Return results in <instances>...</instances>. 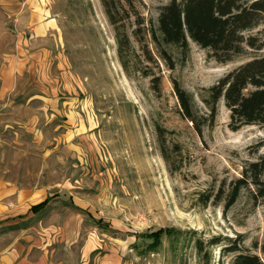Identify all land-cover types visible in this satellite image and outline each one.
Returning <instances> with one entry per match:
<instances>
[{
    "label": "rangeland",
    "instance_id": "1",
    "mask_svg": "<svg viewBox=\"0 0 264 264\" xmlns=\"http://www.w3.org/2000/svg\"><path fill=\"white\" fill-rule=\"evenodd\" d=\"M7 1L3 8L10 14L0 11V21L8 22L0 28V55L12 54L25 38L20 51L28 57V67L30 60L34 66L21 77L18 99L25 105L21 113L26 126L34 133L22 127L18 145L10 129L6 157L14 168L17 148L24 149L26 159L22 151L18 158L34 174L42 154L55 150L45 179L68 182L71 199L90 212L72 201L69 206L85 212L89 235L97 233L108 242L92 254V263L107 254L112 257L107 264H202L195 242L217 236H241L252 250L255 244L264 245V199L255 203L244 190L229 209L225 196L216 202L222 184L227 193L245 163L264 154V146H259L264 132L257 126L231 131L230 112L222 101L214 125L199 135L183 117L174 89L177 81L192 95L198 117L206 116L204 100L210 88L236 67L264 55V50L246 47L222 64L209 50L190 42L186 52L168 48L172 69L149 36L143 44L137 41L133 14H124L120 22L131 41L122 59L115 26L101 0ZM132 1L147 23H156L159 9L170 2ZM21 5L22 13L15 14ZM50 19L56 21L54 29L48 36H36L34 28ZM246 35L264 41V21ZM3 62L1 72L9 63L2 66ZM64 134L69 139L60 141ZM74 135L81 136L70 139ZM99 219L101 224L94 221ZM159 231L163 237L157 249L151 250L140 238L137 242L141 234ZM219 250L213 249L215 261Z\"/></svg>",
    "mask_w": 264,
    "mask_h": 264
},
{
    "label": "trees",
    "instance_id": "2",
    "mask_svg": "<svg viewBox=\"0 0 264 264\" xmlns=\"http://www.w3.org/2000/svg\"><path fill=\"white\" fill-rule=\"evenodd\" d=\"M101 1L110 23L115 26L122 59L124 48L131 46L129 36L124 31L125 25H120L124 14L127 18L131 14L135 17L133 34L137 41L143 44L146 35L149 36L159 56L171 64L168 48L176 47L186 52L190 42L209 50L212 57L222 64L243 54L246 47L264 50V41L246 35L263 23L264 0H170L159 9L156 23L152 20L147 23L132 0ZM139 2L142 3L141 0ZM171 68L174 69L173 64ZM174 89L183 117L192 122L199 135H202L204 127L214 125L222 101L230 112L231 131L257 126L264 132V55L236 67L210 88L209 97L204 100L208 109L206 116L198 117L192 95L182 89L177 81H174ZM263 143L259 146H264ZM225 186L224 182L216 195V202L225 196L226 209L237 202L244 190L250 191L255 203L264 199V154L245 163L240 176L229 183L227 193ZM45 204L47 201L34 209ZM94 221L98 224L102 222L100 219ZM162 237L160 231L148 232L138 236L137 242L140 238L154 250ZM224 242L227 243L223 245ZM216 247H220L218 261H215L213 253ZM253 249L244 246L241 236L235 239L217 236L195 242V250L202 264H264V245L255 244Z\"/></svg>",
    "mask_w": 264,
    "mask_h": 264
},
{
    "label": "crops",
    "instance_id": "3",
    "mask_svg": "<svg viewBox=\"0 0 264 264\" xmlns=\"http://www.w3.org/2000/svg\"><path fill=\"white\" fill-rule=\"evenodd\" d=\"M7 2L0 0L3 9L0 11L9 15L10 9L5 12L3 8ZM21 7L22 5L14 13H22ZM19 21L21 23V19ZM7 24V21H0V28L5 29ZM55 25L56 21L54 20L53 24L50 19L44 26L35 27L36 36H48ZM24 39L20 38L12 54L0 55V60L4 61L2 66L9 61L5 71H0V146L3 148L0 152V264H107V261L112 259L111 255L107 254L95 257L94 263L91 262L92 254L103 250L108 242L102 240L97 233L89 235L84 226L85 212L74 211L69 203L72 201L88 213L90 210L84 204L76 202L75 197L71 199L73 193L68 182H50L44 177L48 170V159L55 150L42 154V163L34 174L19 159L21 151L23 158L26 157L27 152L24 149L17 148L18 155L12 163L14 168L6 157L4 147L11 144L8 140L10 129H14L17 144L22 145L21 128H27V119L21 113L25 105L18 99L23 90L21 77L29 62L28 57H24L20 51ZM30 62L32 64H29L27 73L31 72L34 66V61ZM54 107H59V101H56ZM83 123L87 128L86 123ZM79 125L82 126V123ZM27 132L34 133L28 128ZM78 136L81 135H74L70 139ZM63 137L65 139L60 141L69 139L65 134ZM66 146L70 148L69 144ZM56 147L57 145L54 149ZM46 201L47 204L34 209ZM101 236L106 238L107 235ZM114 261L117 262L116 259Z\"/></svg>",
    "mask_w": 264,
    "mask_h": 264
}]
</instances>
